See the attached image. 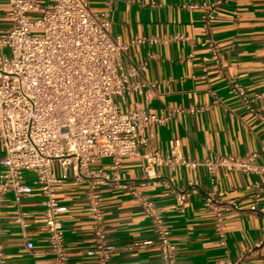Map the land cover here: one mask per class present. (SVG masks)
Returning <instances> with one entry per match:
<instances>
[{
	"label": "crops",
	"instance_id": "obj_1",
	"mask_svg": "<svg viewBox=\"0 0 264 264\" xmlns=\"http://www.w3.org/2000/svg\"><path fill=\"white\" fill-rule=\"evenodd\" d=\"M212 1L89 0L93 12H109L111 33L124 44L142 39V43L131 45L123 63L133 72L131 81L145 85L143 93L118 99L121 109L128 112L147 107L166 117L165 124L152 127L142 138L164 154L170 153V144L176 140L183 155L200 162L264 150V122L259 119L264 117V100L257 102L258 111L253 114L231 87L236 80L249 98L264 91V0H224L218 8L211 33L222 52L218 64L203 61L210 50L199 43L208 35L202 10L193 8ZM9 12V2L0 0V31L11 27ZM178 34L191 43L177 40ZM144 64L145 69H139ZM2 157L0 152V162ZM258 162L264 165V158ZM110 163L104 158L97 165L110 171ZM145 166L141 157L127 158L118 178L134 184L157 205L170 229L177 264H264V249L257 255H246L264 225V217L250 210L255 203L264 208V173L244 174L224 168L215 172L216 189L223 193L220 199L237 202V208L225 214L226 247H222L215 234L214 215L204 206L212 187L207 170L178 167L171 171L160 167L143 180ZM3 171L0 163V174ZM61 173L58 165L52 167L55 178ZM24 179L33 192L19 204L13 194H8L1 212L7 264H53L48 253L43 197L33 173L25 172ZM169 181L178 189L196 183L197 192L181 203L176 192L166 188ZM88 189L87 183L71 177L57 185L58 199L68 208L62 216L66 248L71 253L68 264H97L95 256L88 254L95 248ZM99 194L104 227L115 247L113 264H162L155 246L125 249L132 242L156 240L152 220L140 203L113 182L103 185ZM20 213L22 224L18 222ZM26 241L33 243V254L24 251Z\"/></svg>",
	"mask_w": 264,
	"mask_h": 264
},
{
	"label": "built area",
	"instance_id": "obj_2",
	"mask_svg": "<svg viewBox=\"0 0 264 264\" xmlns=\"http://www.w3.org/2000/svg\"><path fill=\"white\" fill-rule=\"evenodd\" d=\"M7 1L11 27L0 31V152L3 153L0 163L4 168L0 174V264H7L1 222L6 196L13 194L19 204L33 192L25 183V172L35 175V184L43 197L48 253L53 264H68L71 256L62 222L68 208L59 201L57 190V185L70 177L89 185L86 199L94 225L95 248L88 254L95 256L97 264H113L115 247L104 227L99 194V189L111 182L128 190L140 203L151 218L156 235L155 241L132 242L125 249L155 246L162 264H177L170 229L157 205L134 184L119 181L123 162L131 157L146 161L143 180L160 167L171 171L178 167L205 168L212 187L205 196L204 206L213 213L215 234L220 245L226 247L225 214L237 208V202L220 199L223 193L216 189L214 174L224 168L260 175L264 173V165L258 161L264 158V150L200 162L183 155L178 141L173 140L170 153H162L147 143L142 134L165 124L167 118L147 107L126 112L117 102L122 97L143 93L145 85L132 82L133 72L123 63L131 45L142 43V39L124 44L111 33L109 12L100 15L93 12L89 0ZM223 2L215 0L193 6L202 10V24L208 35L206 41L199 43L210 50L209 56L203 58L205 63L209 60L220 63L222 52L211 33ZM175 38L191 43L182 34ZM262 62L264 84V54ZM139 69L144 70L145 64ZM231 87L246 109L256 114L257 102L264 100V91L249 98L236 80ZM259 119L264 122L263 116ZM104 158L111 161L110 171L97 165ZM54 165L61 169L59 178L52 175ZM166 188L176 192L181 203L197 192L196 183L178 189L169 181ZM250 210L264 217V208H259L257 203ZM22 216L20 213L18 217L20 224ZM262 249L264 225L260 238L247 249L246 255H257ZM24 251L33 254L31 241L25 242Z\"/></svg>",
	"mask_w": 264,
	"mask_h": 264
},
{
	"label": "rangeland",
	"instance_id": "obj_3",
	"mask_svg": "<svg viewBox=\"0 0 264 264\" xmlns=\"http://www.w3.org/2000/svg\"><path fill=\"white\" fill-rule=\"evenodd\" d=\"M4 53H5V54H9V52H8V51H4Z\"/></svg>",
	"mask_w": 264,
	"mask_h": 264
}]
</instances>
